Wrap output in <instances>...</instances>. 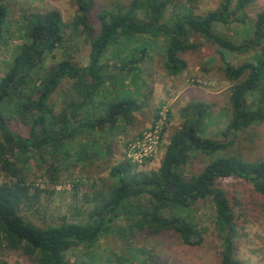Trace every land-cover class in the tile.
<instances>
[{
    "label": "trees",
    "instance_id": "trees-1",
    "mask_svg": "<svg viewBox=\"0 0 264 264\" xmlns=\"http://www.w3.org/2000/svg\"><path fill=\"white\" fill-rule=\"evenodd\" d=\"M170 1L130 0L115 14L99 16V32L94 36L88 17L89 4L86 0H77L78 23L83 26L90 44L89 62L79 66L63 58L42 73L46 57L64 42L61 15L55 9L29 15L24 26L27 42L0 77V167L5 173L8 172V156L13 151L43 156L50 148L62 149L66 143L87 138L101 126L115 127L129 117L136 106L131 95L118 101L106 99L103 77L108 69L104 63L107 50H115L116 68L121 72L129 71L135 60L139 62L145 58L147 48L143 46L138 50L139 57L132 60L122 57L124 46L141 37L164 35L168 39L164 65L170 74H177L185 67L179 53L197 47L189 42L191 34L218 47L222 59L225 58L223 51L244 54L264 44V9L256 16L251 41L236 45L214 30L217 23L228 25L254 0H221L220 10L204 15L191 10L198 0H183V12L166 19L165 11ZM5 21L6 7L0 4V44ZM224 72L233 83L234 107L225 132L228 138L243 127L264 121V47L253 62L238 66L224 63ZM64 80H70L71 87L63 108L54 115L50 99ZM250 96H254L251 102L248 101ZM91 107L93 110L82 114ZM206 109V105L197 103L183 108V122L169 138L156 172L131 174L129 165L113 167L110 170L113 185L96 199L92 215L84 223L64 219L60 224L39 227L27 222L20 215L26 192L23 180L19 177L14 184H1V238L17 244L18 249L32 257L36 264H95V260L68 262L64 255L71 249L94 244L119 220L144 219L145 228L155 233L173 229L186 244L199 245L203 242L202 231L186 213L196 203L211 199L216 206L215 226L221 230V263L241 264L234 253L235 224L229 202L223 191L215 188L214 182L243 179L264 197V159L248 162L234 156H219L232 142L200 136ZM13 120L29 126L27 136L11 130ZM198 154L210 160L198 173L185 175L190 160ZM163 209L173 212L165 215Z\"/></svg>",
    "mask_w": 264,
    "mask_h": 264
},
{
    "label": "rangeland",
    "instance_id": "rangeland-1",
    "mask_svg": "<svg viewBox=\"0 0 264 264\" xmlns=\"http://www.w3.org/2000/svg\"><path fill=\"white\" fill-rule=\"evenodd\" d=\"M86 1L94 36L99 32V16L115 14L130 2ZM168 3L166 19L183 12V0ZM220 3L221 0H198L191 10L194 14L204 15L220 10ZM0 4L6 7L0 44V77L8 71L20 53L19 48L27 42L25 20L35 12L44 13L52 8L61 15L64 42L46 57L41 73L63 58H69L79 66L88 64L90 44L83 26L78 23L77 0H0ZM263 9L264 0H254L228 25L217 23L214 30L236 45L251 41L256 16ZM167 42L164 35H159L156 38L141 37L125 45L122 55L125 59H137L138 50L143 46L147 50L144 59L135 60L131 70L123 72L114 65L115 50L105 51L104 63L108 65L103 77L106 99L118 101L129 94L136 100L129 117L117 126H101L87 138L66 143L62 149L50 148L43 156L25 155L17 150L8 156V172L0 167V185L14 184L19 177L23 180L26 192L20 215L25 221L39 227L60 224L64 219L84 223L92 215L96 199L113 185L114 180L110 177L113 167L129 165L131 174L156 172L169 138L183 122L182 110L190 103L207 106V116L200 124L201 137L232 142L219 156H234L248 162L264 159V121L243 127L235 136L227 138L225 134L234 105L231 98L233 83L224 72V63L238 66L255 61L264 44L244 54L223 51L225 58L222 59L218 47L191 34L189 42H194L196 49L179 53L185 67L177 74H170L164 65ZM70 87L71 81L64 80L53 94L50 99L52 114L56 115L63 108ZM253 99L254 96L248 97L249 102ZM91 110L92 107L87 108L82 114ZM28 128L18 120L11 121V130L23 137L27 136ZM154 131H157V137ZM148 136L157 139L145 141ZM137 143L145 145L140 150L133 149ZM209 160L198 154L190 160L185 175L198 173ZM214 186L223 191L229 202L235 224L232 239L235 258L241 264H264V197L243 179H217ZM163 210L165 215L173 212ZM186 215L202 231L203 242L199 245L186 244L173 229L155 233L145 228L144 219L119 220L94 244L71 249L64 257L72 263L95 260V264H222L221 230L215 226V204L211 199L200 201ZM16 245L3 241L0 236V264H36Z\"/></svg>",
    "mask_w": 264,
    "mask_h": 264
},
{
    "label": "built area",
    "instance_id": "built-area-1",
    "mask_svg": "<svg viewBox=\"0 0 264 264\" xmlns=\"http://www.w3.org/2000/svg\"><path fill=\"white\" fill-rule=\"evenodd\" d=\"M154 133H155V135H156L157 131H154ZM156 137H157V135H156ZM156 137H152L151 139H152V140H153V139L156 140V139H157ZM151 139H150V137L148 136L147 139H145V141H149V142H150ZM144 145H145L144 143H143L142 145H140V144L137 143V144H136V147H134L133 149H138V150H140V148H141L142 146H144ZM133 149H132V150H133Z\"/></svg>",
    "mask_w": 264,
    "mask_h": 264
},
{
    "label": "crops",
    "instance_id": "crops-1",
    "mask_svg": "<svg viewBox=\"0 0 264 264\" xmlns=\"http://www.w3.org/2000/svg\"><path fill=\"white\" fill-rule=\"evenodd\" d=\"M52 9H55V8H52ZM55 10H57V9H55Z\"/></svg>",
    "mask_w": 264,
    "mask_h": 264
}]
</instances>
